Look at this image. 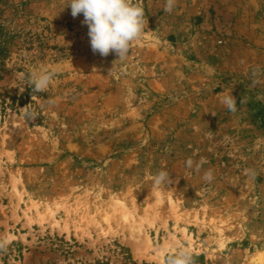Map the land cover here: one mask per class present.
I'll return each instance as SVG.
<instances>
[{
    "label": "rangeland",
    "instance_id": "374dc122",
    "mask_svg": "<svg viewBox=\"0 0 264 264\" xmlns=\"http://www.w3.org/2000/svg\"><path fill=\"white\" fill-rule=\"evenodd\" d=\"M131 2L145 27L120 61L92 52L69 0H0V264L264 255V83L249 87L264 68V0H176L170 13ZM41 68L56 75L32 93ZM202 157L199 173L185 166ZM160 170L172 183L153 184Z\"/></svg>",
    "mask_w": 264,
    "mask_h": 264
},
{
    "label": "clouds",
    "instance_id": "9594fccd",
    "mask_svg": "<svg viewBox=\"0 0 264 264\" xmlns=\"http://www.w3.org/2000/svg\"><path fill=\"white\" fill-rule=\"evenodd\" d=\"M175 4L176 0H165V12H172ZM67 7H70L73 18L83 15L81 24L88 27L91 50L101 57H107L112 53L117 60L123 61L127 58L132 42L142 37L145 27L144 10L133 4L131 0H69ZM55 75V72L45 68L31 71L26 77V85L31 88L32 93L44 92L51 85ZM249 79V87L254 88L264 83V68L260 66L252 68ZM54 103L50 100L49 106H53ZM220 103L230 113L235 114L238 111L237 100L232 92L223 94ZM246 103L247 98H241L240 104ZM26 117L36 119L37 112L26 111ZM204 163L206 159L203 157L199 161L188 158L185 166L199 173ZM245 173L251 177L257 175L254 169H245ZM202 179L205 182H212L213 170L204 171ZM152 182L155 186H163L172 183V178L167 171L160 170L153 176ZM7 246L6 239L0 240V253L6 251ZM163 264H196V261L189 250L181 249L175 254L166 255Z\"/></svg>",
    "mask_w": 264,
    "mask_h": 264
},
{
    "label": "bare ground",
    "instance_id": "6f19581e",
    "mask_svg": "<svg viewBox=\"0 0 264 264\" xmlns=\"http://www.w3.org/2000/svg\"><path fill=\"white\" fill-rule=\"evenodd\" d=\"M254 264H262L264 263V255L261 253L257 254V256L253 259Z\"/></svg>",
    "mask_w": 264,
    "mask_h": 264
}]
</instances>
